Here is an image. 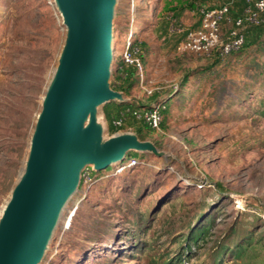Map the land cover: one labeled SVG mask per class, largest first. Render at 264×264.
Here are the masks:
<instances>
[{
    "label": "rangeland",
    "instance_id": "obj_1",
    "mask_svg": "<svg viewBox=\"0 0 264 264\" xmlns=\"http://www.w3.org/2000/svg\"><path fill=\"white\" fill-rule=\"evenodd\" d=\"M166 1L117 0L112 42L117 57L110 77L112 84L119 57L135 42L129 53L142 61L144 73L115 102L132 110L164 100L161 128H145L141 140L165 155L132 150L119 164L136 158L137 165L121 172L116 165L89 169L40 264L161 263L156 252L168 248L169 258L175 256L178 235L186 233L198 204L209 208L212 227L189 264H216L211 258L216 254L234 264H264V33L258 37L256 28L248 29L253 42L224 59L220 47L210 56L183 53L186 33L173 32L172 24L162 32ZM174 1L189 6L175 28L189 30L199 26L201 6L228 0H199L193 8V0ZM51 3L55 0H0V218L25 170L65 45L67 28ZM243 9L244 0H236L222 24L224 40ZM98 109L108 139L114 134L104 106ZM122 132L135 133L132 128L117 133Z\"/></svg>",
    "mask_w": 264,
    "mask_h": 264
},
{
    "label": "water",
    "instance_id": "obj_2",
    "mask_svg": "<svg viewBox=\"0 0 264 264\" xmlns=\"http://www.w3.org/2000/svg\"><path fill=\"white\" fill-rule=\"evenodd\" d=\"M116 2L55 0L67 28L65 45L25 170L0 218V264H40L87 167L98 172L117 166L132 150L160 153L135 133L106 139V124L97 116L100 106L123 99L110 84Z\"/></svg>",
    "mask_w": 264,
    "mask_h": 264
},
{
    "label": "built area",
    "instance_id": "obj_3",
    "mask_svg": "<svg viewBox=\"0 0 264 264\" xmlns=\"http://www.w3.org/2000/svg\"><path fill=\"white\" fill-rule=\"evenodd\" d=\"M235 2L236 0H228L219 7L201 6L199 9V26L193 29L184 30L178 26L175 28L174 21L176 20H172L173 32L186 33L185 37L181 40L180 50L183 53L210 56L217 47H220L222 57L238 51L245 42V33L243 32L245 25L264 24V0H244V9L240 15L233 19V27L225 41L222 38V24L231 15ZM54 4L52 5L54 6ZM122 57L128 64L135 63L140 73H144L142 63L138 59L133 58L129 51H125ZM163 108H165V104L164 101H161L150 109H127V113H132L138 120H142L146 125L155 130L161 128L163 122ZM125 120L126 115L122 113L118 119L113 121V124L116 127H121ZM139 162L140 160L131 158L126 164L127 166H125V164H118L117 166L120 167L119 172H121L125 170L126 167L137 165ZM89 169H91L92 172L91 167H87L82 172V181L90 176L91 173ZM204 186L205 184L203 182L198 183V187L201 188ZM226 264L234 263L229 261L226 262Z\"/></svg>",
    "mask_w": 264,
    "mask_h": 264
},
{
    "label": "trees",
    "instance_id": "obj_4",
    "mask_svg": "<svg viewBox=\"0 0 264 264\" xmlns=\"http://www.w3.org/2000/svg\"><path fill=\"white\" fill-rule=\"evenodd\" d=\"M199 0H193L190 8H193V2L198 3ZM181 5L176 4L174 0H167L165 3V6L163 8L164 14L161 19V24H162V32H167L169 29V25L172 23V20H177L179 17L182 16V13L187 9L189 6L188 4H185L184 2H180ZM188 6V7H187ZM187 7V8H186ZM250 28H256V33L258 37L264 33V24L260 25H250L246 24L243 32L245 33V42L244 45L236 52L230 53L228 56L222 57L221 55V48L217 50L218 56L221 59L227 58L231 56L232 54L238 53L241 51L244 47L249 46L253 41L249 40L248 37V32ZM251 32V31H250ZM227 39H225L226 41ZM135 42H130L128 46L129 51H134L135 50ZM118 48V47H117ZM215 51V50H214ZM213 51V52H214ZM213 54V53H212ZM137 56V55H136ZM136 58V57H135ZM119 59L121 63V67H119L117 76L114 82H112L111 86L113 90L117 92H122L124 94H127L130 92V89L132 86L135 84L137 81V76L140 75V71L138 66L135 63L128 64L124 61L123 57L120 56ZM140 59V58H139ZM141 60V59H140ZM142 62V61H141ZM164 101L160 100L159 102ZM157 102V103H159ZM152 107L151 104H138L137 106H134L133 109L138 108V109H150ZM125 108H120V104L118 102H110L108 104L104 105V115L106 119L109 121L111 124V131L112 133L114 132V129L119 128V130H129V128L134 129L135 133L139 136L140 139L142 138V133L145 130V128H150L148 125H146L142 120H138L136 117L132 115V113H127V110L125 111ZM128 109V108H127ZM122 113L126 115V120L123 123V126L121 127H116L113 124V121L115 119H118ZM163 115V113H162ZM164 121V120H163ZM136 124H139L138 127H136ZM141 124V125H140ZM115 128H114V127ZM162 126V125H161ZM151 130H154L150 128ZM117 130V131H119ZM214 203V202H213ZM214 205H219V202L215 203ZM199 208L195 210L194 216L191 218V221L188 223L187 231L185 234L181 235L179 234L178 238L180 240V246L175 251V256L169 258L171 255V252H168V248L164 250L163 252L159 253L158 251L156 252V256L161 259V263L158 264H189V259L192 255H194L198 249L204 248L205 243L208 241L207 237H209V232L210 228L212 227V220L213 217L211 214H209V208L205 207V205L198 204ZM155 211V210H154ZM154 211L152 212L151 215H155ZM214 224V222H213ZM235 225V224H234ZM231 230H235V226L231 228ZM170 247V246H169ZM227 254V253H226ZM119 254H117V257ZM211 258L214 259L216 264H225L226 263V258H222V256L219 255H214ZM231 259V258H230ZM233 260V259H232ZM228 262V261H227Z\"/></svg>",
    "mask_w": 264,
    "mask_h": 264
},
{
    "label": "crops",
    "instance_id": "obj_5",
    "mask_svg": "<svg viewBox=\"0 0 264 264\" xmlns=\"http://www.w3.org/2000/svg\"><path fill=\"white\" fill-rule=\"evenodd\" d=\"M220 6H221V5H220ZM218 7H219V6H218ZM185 13H186V12H185ZM108 122H109V121H108ZM108 127H109L108 130L111 131V127H112L111 124H109ZM113 127H114V126H113ZM114 128H115V127H114ZM129 129H131V128H129ZM117 130H118V129L115 128V129H114V132H113L112 134L117 133V132H118ZM119 131H120V130H119ZM138 160H139V159H138Z\"/></svg>",
    "mask_w": 264,
    "mask_h": 264
},
{
    "label": "bare ground",
    "instance_id": "obj_6",
    "mask_svg": "<svg viewBox=\"0 0 264 264\" xmlns=\"http://www.w3.org/2000/svg\"><path fill=\"white\" fill-rule=\"evenodd\" d=\"M130 41H131V40H130ZM129 43H130V42H129ZM129 43H128V44H129ZM128 44H127V45H128ZM115 52H116V49H115ZM115 52H114V55H115L114 57L116 58V57H117V53L115 54ZM114 60H115V59H114Z\"/></svg>",
    "mask_w": 264,
    "mask_h": 264
},
{
    "label": "clouds",
    "instance_id": "obj_7",
    "mask_svg": "<svg viewBox=\"0 0 264 264\" xmlns=\"http://www.w3.org/2000/svg\"><path fill=\"white\" fill-rule=\"evenodd\" d=\"M82 181V180H81ZM82 183V182H81Z\"/></svg>",
    "mask_w": 264,
    "mask_h": 264
}]
</instances>
